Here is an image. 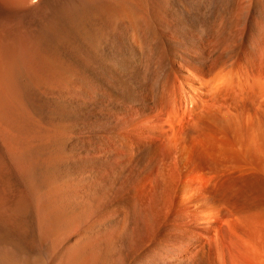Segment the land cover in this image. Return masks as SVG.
<instances>
[{
    "label": "bare ground",
    "instance_id": "obj_1",
    "mask_svg": "<svg viewBox=\"0 0 264 264\" xmlns=\"http://www.w3.org/2000/svg\"><path fill=\"white\" fill-rule=\"evenodd\" d=\"M0 264H264V0H0Z\"/></svg>",
    "mask_w": 264,
    "mask_h": 264
}]
</instances>
